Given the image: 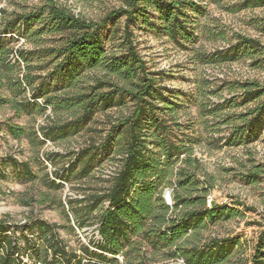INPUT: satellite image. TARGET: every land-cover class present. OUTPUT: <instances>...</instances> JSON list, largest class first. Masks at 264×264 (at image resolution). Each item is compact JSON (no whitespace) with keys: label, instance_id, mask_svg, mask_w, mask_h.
Wrapping results in <instances>:
<instances>
[{"label":"rangeland","instance_id":"374dc122","mask_svg":"<svg viewBox=\"0 0 264 264\" xmlns=\"http://www.w3.org/2000/svg\"><path fill=\"white\" fill-rule=\"evenodd\" d=\"M45 1L0 0V11H5L7 17L12 18L16 13L41 8ZM55 1L93 21H101L125 2ZM195 1L201 3L203 9L191 14L189 24L193 33L182 43L171 41L158 29L157 13L151 14L156 26L148 24L132 28L137 50L146 62L150 76L156 79L159 88L169 89L168 92L164 90V97L169 101L159 99L162 109L158 116L151 118L166 119L171 131L167 134L169 140L183 143L193 151L192 159L198 160L189 164L184 154L174 157L160 187L177 184L180 179L178 170L187 167L194 178L188 186L192 192L187 189L186 194L196 195L193 186L197 178L201 182L207 181L214 202L236 205L243 215L214 225L203 224L201 228L193 226L191 232L176 238L163 236L164 228L161 232L154 228L155 231L148 236L134 234L116 254L123 257V262L113 259L119 261L113 264H137L140 261L146 264H188L184 256L178 258L173 255L177 251L176 245L183 255L184 250L196 246L201 248L212 244L213 240L217 241L216 245H223L230 251L224 262L218 264H252L257 242L260 237L264 238V116L259 130L254 124V131L248 135L238 133L245 115L259 104L258 101L240 104L241 84L257 81L264 86V5L254 7L253 0ZM3 14L0 12V17ZM124 25V18L116 19L103 31L106 60L125 52ZM3 27L0 18V30ZM42 31L40 23H35L32 31L25 34L24 27H21L20 33L8 35L3 43L12 53L4 65L0 63V95L8 99L0 105V220L9 226L7 235L14 236L24 249L35 242L44 245L42 231L35 223L45 221L59 225L54 230L59 233L63 246L69 252H76L82 259L81 264H108L113 260L99 262L85 252V248H89L91 252L101 253L88 235L91 230L79 233L73 221L85 220L84 228L95 225L97 212L79 216L80 209L88 203L82 201H87L86 197L93 193L106 191L110 183L97 179L93 172L83 180L78 175L83 167L82 161L77 162L71 174L73 185L81 186L66 191L62 186L53 185L52 179L56 178L54 171L61 170L62 173L63 167L75 160L77 152L87 145L88 140L103 143L113 121L129 115L133 103L126 100L117 120L108 115L109 112L97 110L89 125L77 136L58 142L50 140L52 144L43 143L42 127L46 123H65L80 113L77 109H58L55 105L60 98L93 92L95 87H99V82L115 81L116 78L110 74L106 61L95 69L82 71L74 79L65 72L59 73L57 69L61 59L48 49L59 47L65 37ZM242 36L258 40L260 45L243 51L240 59L234 62L214 61L216 51L237 45ZM21 50L25 57L20 55ZM109 89L105 86L96 91ZM34 95L38 98L35 99ZM49 100L53 103L48 104ZM253 116L247 119L254 121ZM12 125L23 127L25 134L15 138L9 132ZM112 142L111 145L117 149L124 148L121 131ZM52 152L59 156L50 160L48 154ZM254 173L258 177L254 178ZM56 183L59 184L58 181ZM72 190L77 198L73 203L68 202L67 207L64 200L70 198ZM199 193L203 192L200 190ZM25 238L30 239L29 244ZM27 253L34 255L32 250ZM28 255L23 257L26 264L40 263ZM177 258H183L184 262ZM73 262L79 264L78 259Z\"/></svg>","mask_w":264,"mask_h":264},{"label":"trees","instance_id":"16d2710c","mask_svg":"<svg viewBox=\"0 0 264 264\" xmlns=\"http://www.w3.org/2000/svg\"><path fill=\"white\" fill-rule=\"evenodd\" d=\"M252 5L254 7L263 6L264 0H253ZM202 9L201 3L195 0H125L120 8L109 12L101 21L81 17L55 0H46L41 8L27 13H16L12 18H8L5 11H3L4 14L0 11L3 14L0 18L4 23V27L0 30V63L3 65L12 53V50L3 44L4 39L8 35L20 33L21 27H24V34L29 33L35 23H40L43 33L48 30V32L65 37L59 47L48 49L51 54L61 59L57 69L59 73L65 72L67 76L74 79L82 71L95 69L106 61L110 74L116 78L115 81L99 82V87H95L93 92L60 98L55 105L58 109H77L80 113L65 123L59 124L53 121L46 123L42 127L45 137L43 143L46 140L58 142L77 136L83 128L89 125L97 110L107 114L109 112L108 115L117 120L118 112L122 111L126 100L130 99L133 103L129 115L121 117L117 122L113 121L103 143L88 140L87 145L77 152L75 160L71 161L68 167H63L62 173L61 170L54 171L56 178L52 179V184L55 186H62L61 183H56L59 179L72 182L71 174L75 171L77 162L82 161L83 167L78 175L85 180L102 161L104 155L118 153L125 156L123 168L110 183L109 188L104 192L93 193L86 197L87 201L82 202L88 203L79 211V216L98 213L97 220L100 224L99 230L103 242L97 244L96 247L103 253L91 252L89 248H85V252L88 255L92 254L99 262L109 260L104 253L116 255L134 234L148 236L149 233L155 231L154 228H158L159 232L164 228L163 236L169 235L176 238L189 233L193 226L201 228L203 224L214 225L243 215L236 205L228 206L214 202L212 207H208L207 195L210 187L207 181L201 182L197 178L193 186L196 195L192 197L191 193L186 194L194 178V174L187 167H181L178 170L177 174L180 175V179L177 184L169 186L174 188L173 208L167 205L163 198V191L166 187H160L167 174V167L172 165L174 157L179 158L184 154L189 164L193 160L197 162L198 160L192 159L193 151L183 143L176 144L169 140L167 134L169 135L171 131L166 119L151 118L153 115L158 116V111L162 109L159 99L169 101L164 97V90L168 92L169 89L159 88L156 85V79L150 76L146 62L137 50L132 28L136 25L156 26L155 21L151 19V14L157 13L158 29L171 41L182 43L193 33L189 24L191 14L200 12ZM123 18L125 19L122 29L125 38V52L106 60L107 50L103 31L111 22ZM259 45L258 40L242 36L237 45L216 51L213 54L214 61L234 62L240 59L243 51ZM24 54L25 52L21 50L20 55L25 57ZM105 86L111 89L96 91L97 88L101 89ZM241 90L242 94L238 95L241 105H248L255 101L259 103L254 111H249L245 115L243 124L238 127L240 130L238 133L246 136L250 131H254V124L257 125L258 130L260 126H263L264 86L257 81H245L241 84ZM34 98L37 99L38 95H34ZM6 102L8 99L0 95V105ZM49 103L53 102L49 100ZM36 104L40 105V103ZM251 115H254V121L247 119ZM164 130L165 133H163ZM120 131L124 140V148L121 150L111 145ZM9 132L15 138H20L25 134V129L12 125L9 126ZM159 138L165 139L159 140ZM58 156L59 154L55 152L48 154L50 160ZM252 175L254 178L258 177L257 173ZM188 190V192L191 191L190 188ZM200 190L203 193L200 194ZM68 202L73 203V200ZM105 202H109V207L105 208ZM240 205L244 206V204ZM247 210L252 209L247 208ZM177 214L179 215L176 217ZM35 224L42 231L45 243L40 246L35 242L24 249L14 236L7 235L9 226L5 221L0 220V264H25L23 257L28 255V250L34 253V255H28L30 258H35L36 261L45 262V264H75L73 262L75 259H78V263L81 264V257L76 252H69L66 246H63L59 233L54 230L59 228V225H51L45 221H37ZM78 224L84 227L86 221H78ZM25 239L29 244L30 239ZM216 243L217 241L213 240L212 244L201 248L196 246L184 250L183 255L180 252L181 248L176 245L177 251L173 252V255L175 257L184 256L188 264L222 263L230 251ZM115 262L119 263V261H113ZM137 264L146 263L140 261ZM252 264H264L263 237H260L257 242Z\"/></svg>","mask_w":264,"mask_h":264},{"label":"built area","instance_id":"2783aa9c","mask_svg":"<svg viewBox=\"0 0 264 264\" xmlns=\"http://www.w3.org/2000/svg\"><path fill=\"white\" fill-rule=\"evenodd\" d=\"M46 142L48 144H52L50 140H46ZM124 158H125L124 155L118 154V153H113V154L106 155V156L104 155V158H102V161L94 168V171H93L94 176L99 180L111 183L113 181V179L116 178L120 174V172L123 168ZM67 167H68V165H67ZM57 181L59 183H61V185L64 187V189L66 191L71 190V188H73L74 186H81V184L76 185L75 183L73 185L72 182L67 181V180L59 179ZM75 198H77V195H75L73 193V190H72V193H70V198L67 200L70 201V200H74ZM163 198H164L165 202L167 203V205H169L171 208H173V206H174V188L173 187H166L163 191ZM67 200L65 199L64 203L67 205V207H69ZM214 201L215 200L213 198V195L211 193H208V195H207V206L212 207ZM104 206H105V208L109 207V202H105ZM73 224L79 233H83L82 231L85 232L86 230L90 229L91 234H88V235L90 236V239L93 241L95 246L97 244H101V242H103V238H102V236L100 234V230H99L100 224H99L98 220L95 223V225H93L92 227H87V228L80 227L79 224L76 223L75 221H73ZM95 248L97 251L103 253L97 247H95ZM104 254L109 256V260L120 259L123 262V257H121L120 255H112L109 253H104ZM178 258H177L178 261L184 262L183 258L182 259H178ZM113 261H109L108 264H113ZM24 262H27L25 260V258H24ZM38 264H42V263L40 262ZM122 264H125V262Z\"/></svg>","mask_w":264,"mask_h":264}]
</instances>
